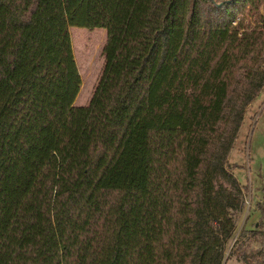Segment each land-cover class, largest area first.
<instances>
[{
    "label": "trees",
    "instance_id": "obj_1",
    "mask_svg": "<svg viewBox=\"0 0 264 264\" xmlns=\"http://www.w3.org/2000/svg\"><path fill=\"white\" fill-rule=\"evenodd\" d=\"M107 2L0 0V264H223L264 0ZM68 26L105 30L85 104Z\"/></svg>",
    "mask_w": 264,
    "mask_h": 264
},
{
    "label": "rangeland",
    "instance_id": "obj_2",
    "mask_svg": "<svg viewBox=\"0 0 264 264\" xmlns=\"http://www.w3.org/2000/svg\"><path fill=\"white\" fill-rule=\"evenodd\" d=\"M123 0H108V23L116 21ZM71 51L80 84L73 104H85L103 63L101 47L104 28L68 26ZM245 190L240 193L242 209L231 212L233 231L225 244L223 264H243L241 252L254 253L259 237L252 231L264 229V84L245 106L235 138L227 154V165ZM5 247V246H4ZM4 248L1 249L3 251Z\"/></svg>",
    "mask_w": 264,
    "mask_h": 264
}]
</instances>
